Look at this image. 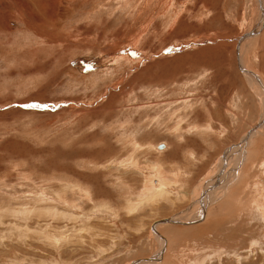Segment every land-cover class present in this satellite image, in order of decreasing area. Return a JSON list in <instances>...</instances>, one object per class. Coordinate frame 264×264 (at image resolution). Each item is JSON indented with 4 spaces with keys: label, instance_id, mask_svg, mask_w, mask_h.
Instances as JSON below:
<instances>
[{
    "label": "rangeland",
    "instance_id": "1",
    "mask_svg": "<svg viewBox=\"0 0 264 264\" xmlns=\"http://www.w3.org/2000/svg\"><path fill=\"white\" fill-rule=\"evenodd\" d=\"M262 85L264 0H0V264H264Z\"/></svg>",
    "mask_w": 264,
    "mask_h": 264
},
{
    "label": "bare ground",
    "instance_id": "2",
    "mask_svg": "<svg viewBox=\"0 0 264 264\" xmlns=\"http://www.w3.org/2000/svg\"><path fill=\"white\" fill-rule=\"evenodd\" d=\"M262 11H263V10H262ZM252 32H253V30L249 31V32L246 33L244 36H242L241 38H239L238 41L241 42V40H242L244 37H246V36H248V35H251ZM237 57H238V61H239V55H238V53H237ZM247 72H248V75H251V74H252V75H255L254 72H252V71H250V70H248ZM262 86H264V85H262ZM250 132H251V130L247 132V135H246V136H248ZM155 146H157V145H155ZM163 147H165V144H163L162 148H163ZM263 193H264V191H263ZM166 221L171 222L170 219H169V220H168V219H163V220H158L157 223H160V222H166ZM139 262H140V261H139ZM139 262H134V263H135V264H137V263L139 264Z\"/></svg>",
    "mask_w": 264,
    "mask_h": 264
},
{
    "label": "water",
    "instance_id": "3",
    "mask_svg": "<svg viewBox=\"0 0 264 264\" xmlns=\"http://www.w3.org/2000/svg\"><path fill=\"white\" fill-rule=\"evenodd\" d=\"M159 146H161V147H162V146H163V144H160Z\"/></svg>",
    "mask_w": 264,
    "mask_h": 264
},
{
    "label": "crops",
    "instance_id": "4",
    "mask_svg": "<svg viewBox=\"0 0 264 264\" xmlns=\"http://www.w3.org/2000/svg\"><path fill=\"white\" fill-rule=\"evenodd\" d=\"M166 145V144H165ZM202 219V218H201ZM200 220V219H199Z\"/></svg>",
    "mask_w": 264,
    "mask_h": 264
}]
</instances>
